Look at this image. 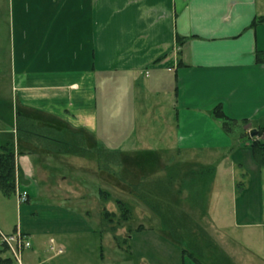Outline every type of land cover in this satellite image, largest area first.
<instances>
[{
    "label": "crops",
    "instance_id": "1",
    "mask_svg": "<svg viewBox=\"0 0 264 264\" xmlns=\"http://www.w3.org/2000/svg\"><path fill=\"white\" fill-rule=\"evenodd\" d=\"M260 18L264 0H0V149L16 152L18 210L39 216L0 221L4 233L30 237L22 264H117L119 253L133 264H197L131 191L152 174L172 180L174 193L200 192L205 227L231 264H264V165L250 134L264 126V21L253 25ZM19 114L81 131L88 153L24 142ZM99 148L121 153L125 182L103 178ZM92 179L100 186L93 204L105 195L116 212L107 205L113 186L127 196L116 198L131 212L121 231L107 228L95 205L81 214L70 207L72 196H91ZM23 191L29 200L20 204ZM41 195L51 197L48 205L33 203ZM44 251L52 255L42 261ZM8 258L19 264L0 244V259Z\"/></svg>",
    "mask_w": 264,
    "mask_h": 264
},
{
    "label": "trees",
    "instance_id": "2",
    "mask_svg": "<svg viewBox=\"0 0 264 264\" xmlns=\"http://www.w3.org/2000/svg\"><path fill=\"white\" fill-rule=\"evenodd\" d=\"M263 21L264 18H260L254 21L253 25ZM216 113L221 117L224 116L221 108H217ZM16 131L17 136L24 142L34 144L39 149L47 150L51 153L66 155L68 152H73L75 154L84 155L89 151V148L85 145V137L81 131L67 132L54 126H40L33 120L20 114L17 116ZM66 133L71 135V140L66 138ZM263 134L264 126L261 127L258 130V134L253 137L255 140L252 143L255 156L262 165H264V141L256 139V137ZM95 153L97 155L99 170L108 172L117 177L120 181L125 182L121 174L122 156L119 151L99 148L95 150ZM208 172L209 175L214 176L216 169H208ZM169 187L174 188L173 181L168 180L162 182L156 177V174L144 175L138 183L130 185L131 191L138 198L143 200L150 209L162 219L164 228L171 233L173 238L183 243V255L191 257L197 264H205L201 252L198 253V250H195L194 247L195 239L206 238L205 232L202 230L203 226L201 224H195V220L192 216L183 210L181 206L184 201L182 194L168 191ZM0 190L6 196H11L17 190L16 152L13 147H9L8 145L2 147L0 151ZM187 201L193 209L198 207L204 208L201 212L206 214L205 198L201 196L200 192H195V190L192 189L189 190ZM116 204L122 209V215L118 218V222L113 223L116 212H111L105 208L102 213V218L109 224L114 225L111 229L113 233H115L117 228H120L126 223L131 216L130 209L124 201L117 199ZM114 237L119 247L124 248L127 246V240L125 238L118 235H114ZM226 255L227 254L223 250L219 253L218 257L220 263L218 262V264H231ZM9 261V258L0 259V264H6Z\"/></svg>",
    "mask_w": 264,
    "mask_h": 264
},
{
    "label": "rangeland",
    "instance_id": "3",
    "mask_svg": "<svg viewBox=\"0 0 264 264\" xmlns=\"http://www.w3.org/2000/svg\"><path fill=\"white\" fill-rule=\"evenodd\" d=\"M12 120H10L8 117H7V121H6V126L10 127L12 129ZM7 127V128H8ZM69 134L66 133V138H68ZM6 137V140L9 142V144L13 145L14 144V134L13 132H10V133H7L5 135ZM70 138V136H69ZM1 151V149H0ZM49 152V151H48ZM66 155H79V154H75L73 152H68ZM21 166L23 167V161L21 162ZM28 166L31 168H33L35 166V164H33V162L30 160V163H28ZM65 168V166H63ZM66 169V168H65ZM145 171V170H144ZM83 173L81 170H76L75 171V175L78 177L79 174ZM142 173V171H141ZM38 174H41V171H38ZM126 174V173H125ZM135 174H126L125 176H127V178L129 180H133L135 179L136 177L134 176ZM52 177L54 178V173L52 174ZM50 179L49 181L54 183V179ZM103 178L106 180V181H113L112 178H110V174L108 172H105L103 171ZM35 180L37 181H40V178L39 177H36ZM94 180V181H93ZM116 181V179H115ZM92 185L90 183L89 187H88V194L91 195L87 198V196L85 198H82L81 200H78L79 198H75L74 196H72V198L70 199L69 201V204H70V207H72L73 209L77 210V214H81V212L85 209H90L91 208V205L92 206H96V212H100L99 215L102 216V213L104 211V209L106 208V205H105V199H107V197L104 195V196H101L99 201L97 203H94L95 202L93 199V196L94 195H98L99 194V183L98 181H95V179H92ZM196 184V183H195ZM61 185L64 186V182L61 183ZM118 185H121L122 187H125V189L128 187L125 186V185H122L120 183H118ZM196 186H199V184L197 183L195 185ZM115 186H113V189L115 190L114 188ZM187 188H188V185H187ZM192 189V188H191ZM190 188L188 190H191ZM112 190L111 191V197L110 199L108 198L107 200V205H108V208H111V209H114V207L116 206V215H115V220L113 221V223H116L118 222V218L122 215V209L116 204V198H120V199H123L124 201H127V196L126 195H119L116 191ZM168 191H172V188L169 187L168 188ZM188 192L186 190V192L182 195V198H183V202L181 204L182 208L184 211L188 212L189 215L192 216V218L195 220V224H201L203 226L202 230L203 232H205V236L206 238H197L195 239V250L197 249L198 253L201 252L202 254V259H203V262L205 264H218V262L220 263L219 261V253L222 252L223 250V247L221 244L217 243V239L216 237L212 234L213 231L211 229H209L208 227H205L206 225V214L202 213V212H199L193 208H191L190 206V203L187 201V198H188ZM34 200H33V203L36 204L37 202H46L47 205L49 204V201L52 200L51 197L48 198L47 196H44V195H41V196H37V197H32ZM204 198V197H203ZM38 199V200H37ZM37 200V201H36ZM59 201V199H58ZM87 206V207H86ZM107 209V208H106ZM204 214V215H203ZM22 217V220L24 223L26 222H29V221H37L39 219V216L35 214H32V215H29V212H25V211H20V209L18 210V206H17V203H16V199H15V195L12 194L11 196H6L3 194V192L0 190V221L2 223H5L7 225H13V224H16L19 222L20 218ZM102 220L105 222V226L107 228H110L112 229V226H114L113 224H109L105 219L102 218ZM133 221L135 224L136 223V218L134 217L133 218ZM132 221V222H133ZM188 224V222H187ZM190 225V224H189ZM119 228H117L118 230ZM117 230L115 232H117ZM119 231H121L119 229ZM192 231V230H191ZM212 231V232H211ZM204 234V233H202ZM33 245V243H32ZM192 246V245H191ZM190 246V248H191ZM52 255L51 253H48L47 251H44L43 254L41 255L42 258L41 260H45V259H48L49 256ZM8 256V254L6 255ZM119 260H117V264H133L132 262H130V260H128V258H124L125 257V254H120L119 253ZM116 264V263H115Z\"/></svg>",
    "mask_w": 264,
    "mask_h": 264
},
{
    "label": "built area",
    "instance_id": "4",
    "mask_svg": "<svg viewBox=\"0 0 264 264\" xmlns=\"http://www.w3.org/2000/svg\"><path fill=\"white\" fill-rule=\"evenodd\" d=\"M29 200V194L27 191L20 192L18 194V201L20 204L26 203ZM54 242L53 240L51 241ZM0 244L5 246L12 254V256L22 264L21 255L26 250L32 248V241L30 237L22 232L18 231L12 234H6L0 230ZM55 247H52L54 249ZM59 253L63 252V249H57Z\"/></svg>",
    "mask_w": 264,
    "mask_h": 264
},
{
    "label": "water",
    "instance_id": "5",
    "mask_svg": "<svg viewBox=\"0 0 264 264\" xmlns=\"http://www.w3.org/2000/svg\"><path fill=\"white\" fill-rule=\"evenodd\" d=\"M250 134H251L252 137H255L258 134V130L257 129H252Z\"/></svg>",
    "mask_w": 264,
    "mask_h": 264
}]
</instances>
